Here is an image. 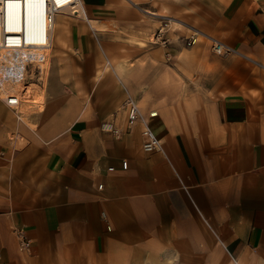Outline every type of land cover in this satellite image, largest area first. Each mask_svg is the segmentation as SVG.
<instances>
[{"label": "crops", "instance_id": "0c3cea01", "mask_svg": "<svg viewBox=\"0 0 264 264\" xmlns=\"http://www.w3.org/2000/svg\"><path fill=\"white\" fill-rule=\"evenodd\" d=\"M84 2L99 25V49L91 23L60 18L64 31L56 38L44 109L24 113L0 98V264H12L15 228L34 243L32 264L81 263L111 252L153 264L167 253L198 259L201 251L214 264L217 250L225 264H264V0L173 6L235 50L220 55L205 42L171 48L182 90L178 120L167 111L166 66L158 81H137L148 67L127 66L105 51L115 26L140 22L136 3ZM156 54L167 60L164 48ZM152 56L144 51L135 59ZM124 87L143 103L161 151L143 149L142 122L128 126ZM10 132L28 144L17 147Z\"/></svg>", "mask_w": 264, "mask_h": 264}, {"label": "rangeland", "instance_id": "374dc122", "mask_svg": "<svg viewBox=\"0 0 264 264\" xmlns=\"http://www.w3.org/2000/svg\"><path fill=\"white\" fill-rule=\"evenodd\" d=\"M125 3L132 5V1L130 0H123ZM136 4H133L137 8L140 9V15L141 20L138 23H133L131 25L129 24H123V26H115V31L113 35H109L107 37V43L104 44L105 51H110L111 54L117 56L118 60L121 63L126 64L127 66H132L135 64V62H138V65L146 66L149 70L145 74L144 72L137 74V81L140 78L146 77L148 82L154 83L155 81L159 80V67L162 65L166 66L168 70L167 74V93H168V109L167 111L169 113L172 112V115L174 117H171V119L178 120L179 117H175L176 111H177V99L181 95L182 90L178 89L177 80L179 78V75L177 74V71L175 69V58L173 55L172 50L175 49V45L179 42L184 44V47L190 48L193 47L199 43H207L210 45V47L213 50V42L212 40L208 39L205 35L197 34L195 33L194 29L191 26L197 27L199 30L206 31L199 25L198 22L191 21L189 18L183 16L180 12L174 11L173 6L179 1V0H135ZM149 12V13H148ZM154 13V14H153ZM173 18H176V20H180L184 27L179 28L176 24V20L173 21V24L170 25V20ZM63 18V17H61ZM59 23H61V19L59 18ZM170 25V26H168ZM99 26V25H98ZM192 28V29H191ZM149 32H152L154 34V39H150ZM93 38L95 41V44L97 48L99 49V27L98 30L95 31L92 30ZM162 33V35L168 39V43L165 45L162 42L157 40V44H155V35ZM195 37L198 40L196 43L189 44V41H191V38ZM142 41L146 44L145 46L142 45ZM153 42V43H152ZM166 46V47H165ZM164 48L166 50V57L167 60L162 63L160 61L159 55L156 54L159 48ZM169 47V48H168ZM173 48V49H171ZM169 49V50H167ZM153 52L152 57L149 58H141V59H135V56L137 54H141L143 52ZM168 51V52H167ZM214 51V50H213ZM247 60L252 65H259V62L256 61L253 57H247ZM106 64V62H105ZM151 67H156V71L154 70L153 73H150L152 70ZM52 69V68H51ZM51 73L49 72L48 76H44V74H41L42 81H39V83L43 84L45 86V90H47L49 79H50ZM44 76V77H43ZM122 76V75H121ZM45 80H44V79ZM157 78V79H156ZM34 81H37L35 79ZM38 82V81H37ZM126 95H128V89L126 87ZM153 91V90H152ZM155 92L157 95L159 94V88L155 89ZM186 93V91H184ZM187 97H190L188 95ZM69 99V100H68ZM66 101V104L76 106V103L73 101V99L68 98ZM125 99H127L125 97ZM125 101V100H124ZM139 106L141 111H143V103L140 102ZM125 104V103H124ZM185 106V105H184ZM180 107V105H179ZM181 108V107H180ZM123 109L126 110L125 105H123ZM185 109L189 112L192 110V104L187 103L185 106ZM154 110V109H153ZM151 110L149 112V115L151 116ZM156 111H158V108H156ZM76 112H72L69 116L74 117ZM62 115H58V120L61 119L60 117ZM191 118V117H190ZM127 123V121H126ZM58 124H61L60 122ZM62 125H58L57 128H61ZM119 128L118 126H116ZM120 129V128H119ZM9 138L11 142L17 141V147L24 145V143L28 144L29 139L25 137L24 135L20 137V134L15 132L9 133ZM25 144V145H26ZM14 146V145H13ZM24 228H15V238L17 240V251L15 252L14 257L12 259H9L8 262L12 264H32L31 257L32 252L34 251V243L31 238L27 235V231L24 229L26 235L29 239H31L32 247L29 250H24L21 247V238H20V232ZM155 250L153 256L157 257L158 252ZM207 252V251H206ZM204 251L200 252V257L197 258H178V256H174L172 253H167V255H164V261L160 260V257L153 258L152 263L153 264H159L160 262H164L163 264H209L208 259L204 258L202 255L204 254ZM163 260V259H162ZM137 262H143L139 259H133L132 257L128 256L127 253H107L106 255H99V257H90L88 259H83L81 263L78 262H60L53 264H137ZM213 263V262H212ZM7 264V263H6ZM214 264H225V257L222 256L220 251H216L215 253V261Z\"/></svg>", "mask_w": 264, "mask_h": 264}, {"label": "built area", "instance_id": "2783aa9c", "mask_svg": "<svg viewBox=\"0 0 264 264\" xmlns=\"http://www.w3.org/2000/svg\"><path fill=\"white\" fill-rule=\"evenodd\" d=\"M74 2L75 0H0V48L14 49L13 54L18 55L25 47L30 50V48L48 46L52 40L51 31L56 13ZM157 37L163 44L168 43V39L162 33ZM196 40L192 37L189 44L196 43ZM212 42L213 50L217 54L228 55L235 51L224 48L222 42ZM25 55L30 58L26 64L16 60L11 66L10 59L5 58L0 60V65L5 67L2 68L7 71L8 77L13 81L28 82L35 79L41 81L39 76L41 69L33 60L34 53L27 52ZM2 99L10 108H16L22 102L21 96L17 93L9 94ZM124 105L128 112V126L133 127L138 122L143 124V149L147 152L161 151L163 142L157 137L149 121L143 117L137 99L128 93ZM105 128L116 136L121 135V129L117 128L113 122L105 123ZM127 167L128 162L124 161L123 168L127 169ZM99 187L103 188V185ZM20 238L22 249L29 250L32 243L24 230L20 232Z\"/></svg>", "mask_w": 264, "mask_h": 264}, {"label": "bare ground", "instance_id": "6f19581e", "mask_svg": "<svg viewBox=\"0 0 264 264\" xmlns=\"http://www.w3.org/2000/svg\"><path fill=\"white\" fill-rule=\"evenodd\" d=\"M130 1H132V3L136 2L135 0H130ZM61 17L80 19V20L87 21L88 23L92 24V28L96 29V31L98 30V25H96L93 22V19L89 15V11L87 9V6L85 5L84 0H75V2L72 3L70 6L64 7L63 9H60L56 13V16H55V19H54L53 25H52V31H51V39L52 40L48 46L42 47V48L36 47L35 49H32L29 47L30 50H28V48L25 47V48H23V51L20 52L18 55L13 54L15 52L14 49L0 48V60L5 59V58H7L8 60L10 59L11 66L14 65V63H15L14 61H16V60L19 63L26 64L27 62H29L30 58H28L25 55V53L32 52L35 55V57L33 59L35 61V64L40 66V69H41L39 76H41V74H44V76L45 75L48 76L49 67L51 65V60H52V55H53L57 35L59 34V39H60V37L62 36V33L64 31V25L65 24L61 25L59 23V18H61ZM27 19H28V15H27ZM176 23L184 26L181 22L176 21ZM191 27L194 29L195 33L205 35L206 37H208V39L214 41L215 43L216 42H222L220 40L212 38L208 33L204 32L202 30H199V29L195 28L194 26H191ZM150 39H152V41H153L154 34L150 37ZM155 40H156V42L158 40V37L156 35H155ZM197 40H198V38H197ZM142 45L145 46L146 44L142 41ZM223 45L225 46L224 48L229 49V50H231V49L233 50V48L231 46H229L225 43H223ZM2 67L3 66L0 65V98L2 99L9 94L17 93L21 96L22 102L19 104L18 107L14 108V109L21 111V112H24V113H28L29 111H32L35 109H36V111L43 110L45 102H46L45 86L43 84L39 83V81L37 82L34 80H31L28 82L13 81L12 79H10L8 77L7 71L3 69L5 67H3V68ZM118 74L120 76L122 75L119 72H118ZM142 115H143V117H145V115L143 113H142ZM145 119H147V118L145 117Z\"/></svg>", "mask_w": 264, "mask_h": 264}]
</instances>
